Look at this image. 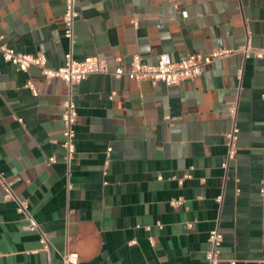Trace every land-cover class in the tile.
<instances>
[{"label": "crops", "instance_id": "0c3cea01", "mask_svg": "<svg viewBox=\"0 0 264 264\" xmlns=\"http://www.w3.org/2000/svg\"><path fill=\"white\" fill-rule=\"evenodd\" d=\"M79 11L74 58L96 57L110 70L135 55L155 65L165 53L180 61L247 43L264 49V0H82ZM64 12L65 0H0V36L59 68L69 51ZM68 94L40 69L19 72L0 58V172L50 243L42 249L0 188V264H65L68 253L78 264H208L215 229L219 264H264L263 61L229 56L172 87L89 77L73 88L70 165L62 148ZM234 124L237 153L226 169Z\"/></svg>", "mask_w": 264, "mask_h": 264}, {"label": "built area", "instance_id": "2783aa9c", "mask_svg": "<svg viewBox=\"0 0 264 264\" xmlns=\"http://www.w3.org/2000/svg\"><path fill=\"white\" fill-rule=\"evenodd\" d=\"M82 0H65V12L63 16L64 38L69 45V51L65 55V62L59 68H50L47 65V59L43 54L31 55L17 52L4 43V37L0 36V58L4 62L14 66L19 72L27 73L31 68L41 70L42 77L46 81L60 80L69 89L67 99L63 102L62 122H63V143L62 148L66 151L65 161L68 165L71 164L76 154V125L78 119L77 105L73 96V88L89 77L94 75H106L115 80L127 78L132 81L141 82L144 80L150 81L153 85L163 84L167 87L179 86L185 82L194 80L201 76L205 66L233 55H242L244 60L256 59L264 62V49L254 48L250 43L237 50L219 49L214 50L209 56L189 55L180 61H174L168 53L162 54L155 65H149L143 62L141 56H133L128 67L117 66L114 70L96 57H87L84 60H76L74 58L75 47V25L80 18L79 4ZM37 95L35 87L31 80L25 86ZM115 93H113V96ZM233 115H236V108L233 106L230 109ZM22 122V120H20ZM239 130L234 124L232 130L226 135V145L228 147L227 160L223 165L228 168L231 161L235 159L237 153V140ZM112 148L106 150L105 172L110 163ZM49 163H55V158L49 159ZM180 183L183 180L179 181ZM106 184V183H105ZM0 188L5 192L7 200L17 202V212L24 216L29 222L28 229L32 232H37L40 235V243L42 249L50 250L49 239L34 222L29 211L27 201L20 200L13 190V184L9 182L0 172ZM222 203L223 197L220 196L217 200ZM183 200H172L171 206L178 207L182 205ZM161 228V226H159ZM150 230V228H147ZM210 249L206 254L208 264H219L221 261V247L223 244V234L215 229L209 234ZM132 242L131 245H134ZM65 264H78L79 256L76 253H68L65 258ZM235 264V262H231Z\"/></svg>", "mask_w": 264, "mask_h": 264}]
</instances>
